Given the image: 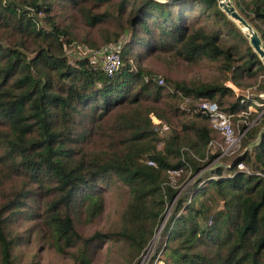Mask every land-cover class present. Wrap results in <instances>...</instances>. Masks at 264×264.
Returning a JSON list of instances; mask_svg holds the SVG:
<instances>
[{
  "label": "trees",
  "instance_id": "trees-1",
  "mask_svg": "<svg viewBox=\"0 0 264 264\" xmlns=\"http://www.w3.org/2000/svg\"><path fill=\"white\" fill-rule=\"evenodd\" d=\"M232 3L264 47V0ZM108 46L122 60L112 75L93 57ZM71 47L91 52L71 55ZM149 58L162 63L164 84L144 67ZM199 62L217 66L214 80L179 79L173 68L185 64L178 72L187 77L186 64ZM263 75L217 0H0V264H14L25 214L61 252L78 248L75 262H87L97 240L125 248L131 264L172 202L165 263L264 264V114L232 88ZM199 100L254 120L238 154L214 161L219 153L207 148L217 133L192 112ZM154 115L169 129L161 149ZM172 169H182L176 185ZM113 189L127 196L119 227L83 236L77 216L96 219Z\"/></svg>",
  "mask_w": 264,
  "mask_h": 264
},
{
  "label": "rangeland",
  "instance_id": "rangeland-1",
  "mask_svg": "<svg viewBox=\"0 0 264 264\" xmlns=\"http://www.w3.org/2000/svg\"><path fill=\"white\" fill-rule=\"evenodd\" d=\"M234 2V0H232ZM231 1V2H232ZM233 4V3H232ZM234 5V4H233ZM238 11V10H237ZM97 32L91 31V37H96ZM82 43V42H81ZM114 47V46H112ZM69 52L71 55L79 56L90 54V50L87 47H77V48H70ZM74 57V56H73ZM175 64H177L175 62ZM144 67L149 68L152 72H158L155 75H153L158 83L159 81L163 80L162 83L164 84V78L160 74L162 70V63L157 60V58H149L148 60L143 63ZM185 64H180L179 66L173 65V68L176 69L179 79L185 78L187 80H197V81H204V82H210L216 78V74L218 73V68L215 64H205L203 62H199V64H186L188 66L189 70L187 73V77L182 76L179 74L178 70L179 67H183ZM160 70V71H159ZM264 79V75L260 76L258 79V83H255L252 86H243V87H237L234 86L237 91L236 93L240 95H244L248 98L254 99V105L259 106V100L262 99L260 97V93L262 90L258 87L260 80ZM231 81H226L224 84H227ZM232 83V82H231ZM257 101V103H255ZM257 106V107H258ZM185 107V104H181L180 108L183 109ZM261 111V108H260ZM155 119L157 118L155 115L153 116ZM234 124L236 126V129H239L238 126H241L242 122L239 119L238 115H235L233 118ZM254 121V120H252ZM250 121V122H252ZM162 124V122H161ZM161 124H157L155 126V131L158 132L159 141L157 143L158 149H161L164 145V141H162L168 134L169 129L166 126H161ZM217 133V137L214 138V142L217 145L223 146V138L222 136ZM241 144V142H240ZM208 150V148H207ZM238 153L240 150L237 149ZM236 150V151H237ZM182 175V174H181ZM177 177L176 182L183 177L182 176ZM171 180V178H169ZM9 184L6 185V188H9ZM182 189H180L181 191ZM187 190V189H186ZM105 196H104V205L103 209L101 211V214L94 219L93 221L88 219V217L82 215H78V219L75 220L76 227L79 230V232L86 237H91L93 234L97 232H108L115 230L119 227L120 222V216L121 212L124 208V205L127 200V196H125L124 192L121 190L113 189V190H105ZM173 203H168L166 206L165 214L163 215L160 224L158 225L154 236L148 247L145 248V250L138 256V258L133 261L131 264H138L141 262V260L148 259L155 251V248H159V245L156 244L162 242V234L159 232L164 229L165 225L167 224V220L173 210ZM82 211V210H81ZM35 217V216H34ZM30 217V215H24L21 219V223L17 228V232L19 235H22L21 242L19 241L18 247L16 248V256L17 258L14 261V264H124V256H125V248H121L120 246L113 244L105 243L103 241H90V244L87 245L86 248V257L88 259L87 262H80L76 261L75 256L77 257L79 255V250L77 249H69L66 248V252H61V250L55 248L48 239V235H44V228L41 225V222L39 218ZM80 217V218H79ZM28 229H30V234H28ZM27 235V236H26ZM28 239L26 240L25 238ZM160 237V239H159ZM159 239V240H158ZM161 247V246H160ZM163 261V259H162Z\"/></svg>",
  "mask_w": 264,
  "mask_h": 264
},
{
  "label": "built area",
  "instance_id": "built-area-1",
  "mask_svg": "<svg viewBox=\"0 0 264 264\" xmlns=\"http://www.w3.org/2000/svg\"><path fill=\"white\" fill-rule=\"evenodd\" d=\"M87 55V54H86ZM97 55L99 56L101 68L103 71L108 74L112 75L114 74L122 65V60L120 53L116 49V47L108 46L100 51H97L93 54V57ZM160 84L162 81H159ZM234 91H237L235 87H232ZM244 96V95H243ZM246 97V96H245ZM260 97L262 99L259 100V106L261 108L260 113L258 114V118L264 114V90L260 93ZM248 98V97H247ZM257 103V101L255 102ZM192 112H200L204 115H207L211 124V127L218 132L222 138H223V146L217 145L214 140L210 141L208 144L209 152L219 153L218 156L214 161H218L222 157H231L238 154V148L240 145L241 149V139L245 135V133L248 131V129L254 125V121L252 122H246L244 116L242 113H240L239 119L244 124V127L241 128V126H238L239 129H236V126L234 124L233 118L235 114L228 113L220 108L217 102L215 101H209V100H199L195 103L194 108L192 109ZM243 116V117H242ZM153 117V116H152ZM154 123H159V120L152 118ZM237 150V151H236ZM149 164L155 165L153 161H148ZM237 168L240 170H246V167L243 163H238ZM182 174V169H172L168 170L169 178H171L170 183L176 185V179ZM259 174L264 179V173L259 172ZM191 180V179H190ZM190 180L187 181L190 182ZM186 184L181 186L180 189H183ZM159 232V236H160ZM160 239V237H159ZM158 239V240H159ZM159 245V248H155L154 253L146 260H141L138 264H167L161 259V253H162V245L161 243H157ZM150 245H147V247ZM162 248H161V247ZM161 248V249H160ZM147 249V248H146Z\"/></svg>",
  "mask_w": 264,
  "mask_h": 264
},
{
  "label": "water",
  "instance_id": "water-1",
  "mask_svg": "<svg viewBox=\"0 0 264 264\" xmlns=\"http://www.w3.org/2000/svg\"><path fill=\"white\" fill-rule=\"evenodd\" d=\"M164 2H178L182 0H161ZM220 9L237 25L244 36L248 39L250 46L259 56L264 66V47L260 35L256 29L246 20L232 4L231 0H217ZM264 132V127L261 129L259 137ZM236 159L233 163L235 164Z\"/></svg>",
  "mask_w": 264,
  "mask_h": 264
},
{
  "label": "crops",
  "instance_id": "crops-1",
  "mask_svg": "<svg viewBox=\"0 0 264 264\" xmlns=\"http://www.w3.org/2000/svg\"><path fill=\"white\" fill-rule=\"evenodd\" d=\"M261 131V130H260Z\"/></svg>",
  "mask_w": 264,
  "mask_h": 264
}]
</instances>
